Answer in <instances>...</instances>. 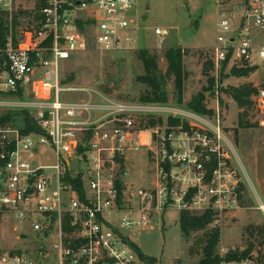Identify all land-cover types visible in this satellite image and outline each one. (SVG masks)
Returning a JSON list of instances; mask_svg holds the SVG:
<instances>
[{"label":"built area","instance_id":"obj_1","mask_svg":"<svg viewBox=\"0 0 264 264\" xmlns=\"http://www.w3.org/2000/svg\"><path fill=\"white\" fill-rule=\"evenodd\" d=\"M37 2L42 8L35 5L23 29L15 0H0L8 29L0 39V110L28 112L37 129L26 132L24 114L0 122V217L14 215L48 245L38 255L0 253V264H142L140 241L173 210L208 214L210 229L223 230L241 208L244 169L219 115L215 123L117 100L67 76L90 44L103 54L136 50L135 0ZM216 4L211 58L218 76L264 69V0ZM252 86L254 123L264 128V78ZM163 114L182 121L164 124ZM150 119L157 123L148 126ZM142 149L151 167L139 186L127 181L128 163ZM48 152L53 164H43Z\"/></svg>","mask_w":264,"mask_h":264},{"label":"rangeland","instance_id":"obj_2","mask_svg":"<svg viewBox=\"0 0 264 264\" xmlns=\"http://www.w3.org/2000/svg\"><path fill=\"white\" fill-rule=\"evenodd\" d=\"M37 0H15V13H30ZM133 16L137 29L133 36L137 41L134 51H123L103 54L90 44L88 51L78 56V60L67 70L70 80L79 85L100 89L108 92L113 98L126 102L139 101L147 86L138 82L145 74L144 65L139 59V53L147 50L157 59L158 75L166 76L168 64L165 51L170 48H180L185 52L184 93L182 104L178 102L175 93L174 80L166 79L165 90L169 101L162 104L177 110L192 112L189 103L195 97H204L208 110L212 115H203L212 122L220 124L228 135L240 162L238 164L244 187L241 208L234 210L221 230V242L217 253L221 259L237 255L247 249L250 242L255 243L253 255L242 263L223 264H258V251H262L264 264V247L251 239L249 230L258 226L264 227V211L259 209L264 205V128L239 127V115L242 112L231 95V89L244 85L259 83L264 78V69L256 71L248 78H235L225 75L223 86H219L220 76L216 69L207 68L213 63L211 58L216 45L217 23L219 21L216 0H135ZM21 23L26 27L29 15H19ZM166 29L169 35L161 37L155 30ZM22 28H20L21 30ZM214 65V63H213ZM206 67V68H205ZM209 78L215 79L210 89ZM220 87V88H219ZM222 87L226 91L222 90ZM22 110H0L1 114L9 112L18 120L23 119ZM195 114V113H194ZM200 116V115H199ZM165 124L168 119L181 120L170 114L161 116ZM183 118V117H182ZM182 121V120H181ZM247 122V119H245ZM17 123V122H16ZM238 133V137H236ZM53 155L48 152L43 164H53ZM150 163L145 149L129 156L127 181L135 185H145L150 175ZM182 213L173 210L165 213L161 219L155 220V229L148 232L140 241L139 248L144 255L142 264H197L199 255H192L191 249L197 237L202 233L186 238L180 226ZM18 231H15V228ZM210 229V226H209ZM23 233L24 239L17 240ZM35 237V238H34ZM48 245L42 236L36 235L29 226L19 225L14 215L0 217V253L25 252L33 255L40 253L39 246Z\"/></svg>","mask_w":264,"mask_h":264},{"label":"trees","instance_id":"obj_3","mask_svg":"<svg viewBox=\"0 0 264 264\" xmlns=\"http://www.w3.org/2000/svg\"><path fill=\"white\" fill-rule=\"evenodd\" d=\"M42 8V3L37 2L35 11H39ZM5 15L0 13V39L6 37L7 28L4 27V19L1 17ZM19 15H32L31 13L19 12ZM4 17V16H3ZM21 25L18 16L14 19V30ZM184 56L185 52L180 48H170L165 51V59L168 64L166 76L158 75L157 59L151 55L149 51L143 50L139 53V59L144 65L145 74L138 78V82L147 86L148 89L141 95L138 103L143 104H167L169 101L168 93L165 90L166 79L174 80L175 93L178 94V102L182 104V98L184 93V82L186 73L184 71ZM209 70L214 69L213 63L206 65ZM206 68V67H205ZM253 73L252 69L247 70H233L231 76L235 78H248ZM215 79L209 78L210 89L213 88ZM231 95L234 101L237 103L238 108L242 110L239 115V127L242 129L257 127V123H254V114L252 110V95L255 91L252 85H244L235 89H231ZM137 103V101H134ZM189 109L197 115H212V111L208 110L205 104L204 97H195L189 103ZM26 122V132L36 131L33 118L28 112H23ZM13 119L12 114L4 115L0 118L1 123H9ZM247 119V122H245ZM162 122V121H161ZM157 122L154 119L148 120V126L155 125ZM171 124H180V120H170ZM259 127V126H258ZM238 137V133H236ZM264 146V144H263ZM211 224V217L208 214L195 215L189 212H182L180 218V226L183 234L186 238H191L193 235L202 233L200 237H197L194 245L191 249L192 255H199L201 259L197 264H223L226 263H242L247 261L256 249V245L250 242L247 249L244 252L237 255L229 256L226 260L221 259L217 253V248L221 242V230L209 229ZM251 239H255L259 243V246L264 247V227L258 226L249 230ZM141 258L144 256L141 254ZM258 264H262L263 253L258 251V257L256 259Z\"/></svg>","mask_w":264,"mask_h":264},{"label":"water","instance_id":"obj_4","mask_svg":"<svg viewBox=\"0 0 264 264\" xmlns=\"http://www.w3.org/2000/svg\"><path fill=\"white\" fill-rule=\"evenodd\" d=\"M224 77H225V74L221 73V75H220V83H221L222 86H223V82H224ZM222 90L226 91V89L224 87H222ZM123 168H125V167H123ZM53 221H54V219H53Z\"/></svg>","mask_w":264,"mask_h":264}]
</instances>
